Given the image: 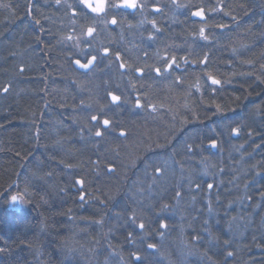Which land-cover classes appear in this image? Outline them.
Instances as JSON below:
<instances>
[{"label":"trees","instance_id":"obj_1","mask_svg":"<svg viewBox=\"0 0 264 264\" xmlns=\"http://www.w3.org/2000/svg\"><path fill=\"white\" fill-rule=\"evenodd\" d=\"M179 1L203 6L205 20L184 7L160 42L169 57L207 53V69L190 64L154 78L135 90L145 106L126 113L127 134L100 127L96 137L91 116L108 106V91L119 93L121 76L115 63L105 66L96 105L93 90L75 83L78 48L61 40L93 16L74 17V0H0V264H264V84L255 80L264 64V0ZM218 6L224 11H208ZM203 71L222 85L208 87L204 77L199 92L190 87ZM144 166L163 170L150 189L149 177L132 176ZM138 185L143 193L132 192ZM25 187L32 195L13 209L9 196Z\"/></svg>","mask_w":264,"mask_h":264},{"label":"flooded vegetation","instance_id":"obj_2","mask_svg":"<svg viewBox=\"0 0 264 264\" xmlns=\"http://www.w3.org/2000/svg\"><path fill=\"white\" fill-rule=\"evenodd\" d=\"M140 3L146 4L147 7L143 10L138 8L132 11L129 9L111 10L106 17L96 20L91 19L84 30L86 31L89 26H93L96 29L92 49L86 44L81 43L78 48L80 50L78 57L80 56V58L73 59L87 62L86 57L96 54L103 47H113L116 53H120V57L124 55V61L116 60L115 53L113 58L109 55L108 58L101 59L99 63L92 65L90 69L85 71L76 69L71 62L73 72L77 73L78 81L76 83L93 90L92 96L96 105L101 101L99 91L104 88V68L112 63L116 64L118 74L121 76L120 79H124L126 82L122 81V83L117 84L120 89L119 93L112 91L106 93L108 106L105 108L104 105L100 106L98 110L100 117L98 116V121L91 120V128L95 131L97 127L104 129L105 127L99 123V120L105 118L104 113H110V120L113 122L111 126L113 131L111 133L117 137H123L120 135V130H124L127 127L126 123H128L129 119L126 117V113H135L136 107H134V104L137 98L135 90L138 88L147 90L154 85V73L148 77L149 79H145L143 76L146 74L140 72L138 75L135 69L137 67L146 69V66L153 68L162 67L163 65L160 61L167 62V59L170 57L164 51L163 43L160 42L162 41L161 37L164 35L165 30L168 29V25H170L169 21L173 23L178 22L176 20L177 14L182 13L179 11V7L176 6L182 3L179 0H140ZM157 9L162 10L158 11ZM90 15L93 16L94 14ZM113 17L117 19V25L111 24ZM153 21L155 22L156 29H159V31L153 28ZM150 36L152 39H149ZM138 53L141 54L138 55ZM120 63L131 65V71L121 69L119 67ZM144 80L148 82H144ZM126 87H129V89H126ZM109 92L122 95L123 102L119 103L118 106L112 105L108 96ZM102 107L103 111H101ZM127 115L129 116V114ZM124 133L125 136L127 134L125 130Z\"/></svg>","mask_w":264,"mask_h":264},{"label":"snow or ice","instance_id":"obj_3","mask_svg":"<svg viewBox=\"0 0 264 264\" xmlns=\"http://www.w3.org/2000/svg\"><path fill=\"white\" fill-rule=\"evenodd\" d=\"M57 4L61 3V0H56ZM177 7H195V10H193L191 12V16L193 17H200L202 19V21H204V18L206 16V11L205 8L203 6H192V5H181V4H177ZM67 7L69 9H71L72 15L75 17L78 15L79 12H83L86 16L90 13V14H94L93 15V19H100L102 17H106L108 12L111 10H119V9H129V10H136L138 8H141L142 10L144 8L147 7L146 4H141L140 0H74V3L71 4H67ZM158 11L162 10V9H157ZM208 11H210L211 13H219V12H223L224 8L223 6H218V7H211L210 9H208ZM228 13H225V15H227ZM40 22L37 20L36 24H39ZM76 21H73V24H75ZM206 23V21H205ZM111 24L113 25H117L118 21L115 17H113V19L111 20ZM218 27L220 28H224L226 27L223 24H219ZM153 28L156 31H159V29H156V25L155 22L153 21ZM95 27L93 26H89L87 27L86 31L81 29L79 35H68L67 37H62L61 40L63 41H72L73 42V46L76 48H79L81 43L86 44L90 49H92V42L94 41V37H95ZM198 37L204 41H207L209 39L207 33H206V28L205 27H201L199 29L198 32ZM149 39H152V37L150 36ZM234 53L237 51L235 48L232 50ZM110 55V48L109 47H103L102 50H100L99 52H97L96 54H92L90 57H86V61L87 62H82L80 59H76L74 61V64L77 65L80 69H89V66L95 65L97 63L100 62L101 59H106L108 58ZM189 55H191V53H189ZM115 59L116 60H120V53H116L115 54ZM209 59V56L207 53L204 54V58L203 59H199V60H189L187 57H179L177 58V56L172 55L170 58L167 59V62L164 63L163 60L160 61V63L163 65L162 67H151V66H146L149 70V72L154 73V78H162L164 73H168L171 74L172 72L179 70L181 73H183L184 71H186V67L190 64H195L198 67L199 66H204L205 69H207V64L206 61ZM247 63L252 64L251 61H248ZM119 67L121 69H128L129 71H131V65L125 64V63H120ZM136 72H142L145 73L146 75L148 74V72H145L144 68H140L137 67L135 69ZM260 72L261 75H257L255 76V80L258 81L260 84H264V64L260 65ZM248 76L251 75H255L254 73H249L246 74ZM204 77L207 78V81H210V85H208V87L211 86H215V85H222V81L220 79L215 78L211 71H203L200 76L199 79L197 80V82L194 85H191L190 87H195L196 91L199 92L202 85L199 82L200 80H203ZM176 83L182 84L183 83V77L182 75H177L176 78ZM206 83V81H205ZM4 91H7V88L4 89ZM217 91L216 88H212V93H215ZM108 96L110 97L111 100V104L112 105H119V103L123 102L122 101V95H116L112 92L108 93ZM130 102V101H129ZM145 104L142 102V98L141 97H137L135 99V104L134 107L136 108H141L144 107ZM147 107L152 108L153 111H157V106L153 105V104H147ZM101 111H103V107L101 108ZM216 111L220 112L221 108L219 105H216ZM91 120L92 121H98V116L97 115H92L91 116ZM99 123H101L105 128H110L112 126V121L108 118H104L102 120H99ZM240 129L239 128H232V133L236 134L239 133ZM102 130L101 128L97 127L96 131H95V136L96 137H101L102 136ZM124 130L121 129L120 130V135L124 136ZM209 144L211 145V147L215 148L217 147V141L215 139H211L209 140ZM193 146L189 145L187 146L186 150L187 151H191ZM109 170L111 171V165L109 166ZM156 174H163V170L160 167H157L154 169L153 172V176L155 177ZM84 181L81 179H77L75 181L76 185H83ZM208 189H212L214 187L213 183H209L207 185ZM9 188H11V185L9 186ZM199 188V186H197V189ZM6 194V193H5ZM32 195V193L29 192L28 188L25 187L22 191H17L14 194H11L9 196L10 201L12 202H17L19 201L21 204L26 203L27 202V198L30 197ZM181 195L180 192L176 193V197L179 198V196ZM262 196H264V194H262ZM85 197V193L81 192L80 194V199L83 201ZM168 206L162 205L161 206V212L164 211ZM135 219V213L133 212V221ZM140 230H143L145 228V225L143 223L139 224L137 226ZM160 229H166L167 228V223L166 220L161 219L160 220V225H159ZM131 235V234H130ZM149 248H154L155 245L149 244L148 245ZM228 255H231V253H229Z\"/></svg>","mask_w":264,"mask_h":264},{"label":"rangeland","instance_id":"obj_4","mask_svg":"<svg viewBox=\"0 0 264 264\" xmlns=\"http://www.w3.org/2000/svg\"><path fill=\"white\" fill-rule=\"evenodd\" d=\"M181 5H185V3L184 2H182L181 3ZM184 10H185V8L184 7H179V11L180 12H184ZM79 49H76V54H77V56L79 55ZM124 83L126 82L124 79L122 80ZM76 83V82H75ZM74 83V84H75ZM118 83H120V82H115V86H117L118 87ZM122 83V82H121ZM126 89H129V87H126ZM97 109V107L95 106L94 107V110H96ZM139 110H141V109H139ZM135 111V110H134ZM90 127H91V124H90ZM165 154H166V152H165ZM169 159V157H168V155H166V157H165V159L164 160H162L160 163H159V165L162 167L166 162H167V160ZM131 164V163H130ZM136 165H141V164H139L138 163V161H136V160H134L133 161V163H132V166L133 167H135ZM203 171L204 172H208L207 171V169L205 168V167H203ZM152 174H153V172H150V170H148L147 169V167L146 166H144L143 167V170H141L140 172L138 171L137 172V174H135V172H133V174H132V176L134 175V177H136V178H134V179H137V180H134V181H139L140 179H143L144 178V183H147V181H146V177H149L150 179L148 180V184H147V187H149V189L152 187V186H154L155 184H154V179L153 178H151L152 177ZM203 174V173H202ZM204 174H207V173H204ZM212 175H214L213 173H212ZM209 177V175H205V178H208ZM134 183V182H133ZM209 183H212V182H207V184H205V186L207 187V185L209 184ZM121 184H125V182L124 181H121ZM208 188V187H207ZM143 189H144V185H138V186H136V187H134L133 189H132V192H135V193H143ZM210 190V189H209ZM208 190V191H209ZM10 206L13 208V209H17V210H20V209H23L24 207H25V205H24V203L23 204H21L19 201H17V202H12V201H10ZM131 217H133V214H131L130 215ZM135 218H138V215L136 216L135 215ZM136 259H138V258H136Z\"/></svg>","mask_w":264,"mask_h":264},{"label":"water","instance_id":"obj_5","mask_svg":"<svg viewBox=\"0 0 264 264\" xmlns=\"http://www.w3.org/2000/svg\"><path fill=\"white\" fill-rule=\"evenodd\" d=\"M132 11V10H131ZM190 18L192 19V20H198V21H202V19L200 18V17H193V16H191V13H190ZM204 20H205V18H204ZM75 61V60H74ZM74 61H73V66L76 68V69H79V70H88V69H80L77 65H75L74 64ZM92 66H89V69L91 68ZM138 75L140 74V72H136Z\"/></svg>","mask_w":264,"mask_h":264}]
</instances>
